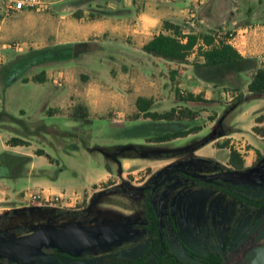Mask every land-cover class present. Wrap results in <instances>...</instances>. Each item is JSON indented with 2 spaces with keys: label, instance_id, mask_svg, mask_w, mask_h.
<instances>
[{
  "label": "crops",
  "instance_id": "0c3cea01",
  "mask_svg": "<svg viewBox=\"0 0 264 264\" xmlns=\"http://www.w3.org/2000/svg\"><path fill=\"white\" fill-rule=\"evenodd\" d=\"M50 3L51 7L46 11L25 9L8 13L5 3L0 0V66L8 67V70L3 72L5 79L14 81L23 77V81L24 78L29 79L24 82L39 85V90L47 93L52 103L44 108V112L51 116L85 121H91L93 118H108L115 121L137 120L140 124L136 127L147 124V136L139 135L137 131L130 134L136 137L142 136L145 142L131 143V147L168 146L182 138L198 136L202 131L201 129L169 141H154L152 138L155 130H152L151 125L156 121L151 118L141 121L143 113L139 116L137 103L139 97L151 100L150 110L153 112L180 109L182 106L192 109L191 102L181 101L179 98L175 101L172 99V93H176L177 98V90L179 88L181 90L187 78L186 72L191 70H186L184 67L192 68L194 76H198L195 73L193 60L203 62L204 58L195 50L186 62L171 61L150 54L143 48L155 35L161 32L169 33L164 28L165 21L180 25L185 32L208 33L233 30L237 33V37L231 43L244 56L252 58L256 68L264 66V0H55ZM13 42L19 43L20 46H10L9 44ZM77 43H88L87 55L83 54L86 52L69 57L55 54L43 58L41 62L34 63L30 67L20 66L23 56L32 50L48 49L55 53L59 47ZM99 52L107 55L102 58L96 57ZM77 62L97 66L90 70L75 65ZM256 68L250 70L251 73L247 71L237 76L244 77L250 74L252 79ZM29 69L31 74L27 75ZM12 73L15 74L10 77ZM34 75H41L45 81H33ZM188 77L190 79L191 76ZM191 79L190 81L197 86L194 77ZM55 81L61 83L58 85ZM196 92L195 89L191 93L203 95L209 101H214L210 100L207 94ZM257 100L259 98L243 101L241 111L235 116L237 130L226 128L205 142L176 151L125 155L118 162L121 167L120 174L125 175L122 168L126 166H133L129 173L149 168L148 177L162 176L178 167L194 173L206 174L208 170L203 165L219 167L218 162L222 160L217 155L220 152L228 154L233 147L240 152L245 151L236 146L240 143L241 146L245 143L251 146L246 150L251 161H247L245 167H251L259 157L261 162L264 161V136L253 134L252 131L257 122L251 110ZM250 101L253 104L246 106L245 104ZM80 106L87 113V118L75 116ZM0 113L8 114L6 111ZM249 117H252V121L246 128L243 123ZM185 120L182 121L183 124ZM248 132L258 143L250 139ZM20 138L30 142L26 137ZM221 138L229 139L231 146L236 144L233 147L226 145L221 149L211 147ZM30 145L31 143L12 147L28 148L31 147ZM13 152L29 156L30 161L33 162L48 158L49 165H53L56 161L47 150L41 151L37 157H34L28 149ZM222 164L228 165L224 161ZM112 173L110 168L104 171L94 184ZM199 201L202 202V199ZM5 207L7 210L2 212L4 216L11 209L10 206Z\"/></svg>",
  "mask_w": 264,
  "mask_h": 264
},
{
  "label": "rangeland",
  "instance_id": "374dc122",
  "mask_svg": "<svg viewBox=\"0 0 264 264\" xmlns=\"http://www.w3.org/2000/svg\"><path fill=\"white\" fill-rule=\"evenodd\" d=\"M3 2L6 3V0H3ZM231 31L236 33L233 30H226L224 31L226 33L225 36H229ZM106 53H108L107 50ZM106 53L99 52L96 57L102 58L107 55ZM83 54L87 55L88 53ZM76 64L90 70L97 66L96 64H78V62ZM0 67V112H8V114L0 113V198H2L0 201V242L30 238L44 231L85 227L95 240L90 242L88 245L90 248L84 253L92 250L95 252V258L100 259L104 253L119 248L120 244H115L116 237L114 236L125 233L130 227L135 228L137 233L135 235L136 238H133V243L139 248L145 247L147 245V234L143 231L140 224L145 219L144 203L146 195H148L147 191L151 185H137L148 179L147 175L150 170L146 168L147 170L129 173L133 166H126L122 168V171L125 172V175L122 176L120 174L121 167L118 163L121 157L131 153L176 151L180 148H188L200 142H205L226 128L237 130L235 116L241 111L243 101L251 98H259L251 111L255 115L257 125L264 127V97H256L248 92V84L251 80L250 74L239 77L235 73L225 71L221 73L225 75V83L221 84L218 82V84H214L207 83L198 76H194L192 68L185 66L186 70L191 69L186 72L187 78L181 87V90L183 89L186 92L185 95L196 89V93L202 92L205 95L207 94L210 100H214L213 102H191V110L195 114L194 119H187L185 123L192 128L200 126L202 131L199 132L198 136L182 138L168 146L147 147L141 145L131 147V143L142 144L145 142L142 136L130 135L133 131H139V128L136 127L137 124H140L139 121H115L108 118H93L91 121H85L48 115L44 112V108L52 104L49 101L48 94L41 92L38 88L39 85L24 82L22 80L23 77L8 81L3 75V72H6L8 67L4 65ZM248 73H251V71ZM14 74L12 73L10 77L14 76ZM30 74L29 69L27 75ZM188 75L194 77L197 86L190 81L192 79L191 77L189 79ZM55 83L59 85L61 82L55 81ZM173 88L175 90V87ZM181 90L180 88L177 90V95L182 93ZM229 92L233 93V98L231 95H227ZM178 98L182 101V96L178 95L176 98V93L173 92L172 99L177 101ZM204 99L209 100L205 96ZM251 102H247L245 105L250 106V104H253ZM9 114L17 117L20 121L13 119ZM145 118L143 115L141 121H144ZM251 121L252 117H249L243 123L244 126L247 128ZM252 131L253 134L261 136L254 131V127ZM247 134L253 142H257L254 136L250 135L249 132ZM13 137H26L30 141L31 147H12L9 143ZM237 141L240 142V140ZM235 144L231 146L229 139L221 138L214 142L211 147L221 149L225 148L226 145L233 147ZM236 146L241 150H245L240 152L233 147L239 152L245 166L247 161H251L246 152L251 146L247 143L244 146H241V143ZM25 149L31 151L34 157H37L41 151L47 150L56 158V161L53 165H49L48 158L37 160L36 162H25L17 158L13 159L14 161L12 160L11 155H18L13 151ZM259 156L258 154L257 157ZM217 157L227 162L228 165L222 164V161L218 162L219 167L217 169L210 164L203 165L208 170L205 175H214L210 172L220 170L214 176L222 181L238 184L237 178L254 179L258 174L259 177L257 178H259L260 182L255 189L264 191V161L261 162L260 157L251 167H246L244 171L232 168L231 152L228 154L220 152ZM11 162L12 164L14 163V166L17 164V168H12ZM109 168L113 172L112 175L103 177L102 180L94 184L104 171ZM13 172H19L20 176L16 177ZM228 173L234 174L227 175ZM148 182L150 183V180ZM43 189L54 195H61L63 199L51 204L30 199L31 192H38ZM182 192L183 199H187L189 203L196 197V193L190 194L191 192L189 193L187 190ZM211 195L204 193L201 196L204 206L206 205V212L210 211L209 205L213 204L214 206L222 205V211L225 210L224 205L229 207L224 200H218V203L216 200L210 202ZM154 201L160 207L164 218H166V198L156 197ZM3 206L11 207L6 216L2 214V212L7 210L6 207L2 208ZM241 207L242 205L236 201L232 206V212L235 216L232 223V233L234 235L242 222ZM249 214L252 215L253 211H250ZM238 215L239 217L236 219ZM206 217L204 214L202 215L203 219H206ZM214 220L217 219L213 218ZM257 221L258 223L256 224H248L247 235L256 236L258 230L264 229L263 209L259 213ZM212 223L214 225V222ZM4 234L8 235L3 237ZM222 238L224 237L209 241L211 248L221 250ZM260 238L262 244L245 257L244 263H254L256 256L264 247V236ZM241 241L239 237H235L233 248H236ZM248 241V245L252 244L251 240ZM176 244V241L174 243L172 241V246L180 249L181 247ZM57 246L59 245L43 243L41 251L49 255L50 247ZM232 255L237 257L236 252L225 256L228 263H231ZM239 256L243 258L244 253L240 252ZM48 260H26L18 257H7L1 259L0 264H52ZM99 263L97 262L96 264ZM237 263V261L232 262V264Z\"/></svg>",
  "mask_w": 264,
  "mask_h": 264
},
{
  "label": "flooded vegetation",
  "instance_id": "af4514ba",
  "mask_svg": "<svg viewBox=\"0 0 264 264\" xmlns=\"http://www.w3.org/2000/svg\"><path fill=\"white\" fill-rule=\"evenodd\" d=\"M231 166L241 171L246 169L245 166L244 168H238L233 164ZM217 168L215 167V169ZM180 169L189 171L178 167L162 176H150L137 185H151L144 203L145 219L140 224L147 234L145 247L141 245L142 247L139 248L133 243L137 233L135 228L129 227L125 233L114 236L116 237L115 244H120L119 248L104 253L100 259L95 258V252L92 250L84 253L90 246L77 253H72L67 247L58 244L57 247H50L51 251L47 256L52 259L50 258L48 261L52 264H96L97 262H100L99 264H213V257L220 256L222 258L221 264H232L236 261L237 264H249V262L244 263L245 257L262 244L260 237L264 236V229L258 230L256 236L246 234L248 224L258 223L259 213L262 209L264 210V191L255 189L260 182L257 178L259 175L257 174L254 179L237 178L238 184L222 181L216 176L212 182H200V179L192 177ZM219 171L215 170L210 173L215 175ZM183 190L191 192L190 194L196 193V197L191 203L187 199H183ZM204 193L212 194L210 202L216 200L218 203L224 200L229 207L224 205L225 210L222 211V205L214 206L213 204L209 205L210 211L206 212V205L204 206L203 200L202 202L199 201ZM156 197L166 198V218L154 201ZM147 201L153 205L156 211L158 218L157 236L154 235L151 220L147 216ZM235 201L242 205L240 211L242 222L234 235L232 223L235 216L232 212V206ZM248 211L249 213L253 211V214L250 215ZM203 214L207 216L206 219L202 218ZM237 217L239 215L236 216V219ZM213 218L217 220L213 221ZM219 237H224L222 238L221 250L211 248L209 241H215ZM235 237H239L242 241L236 248H233ZM248 240H251L252 244L248 245ZM172 241L173 243L176 241L181 248H174ZM233 252H236L237 257L232 255V261L228 263L225 256ZM240 252L244 253L243 258L239 256ZM5 258L7 257H1L0 260Z\"/></svg>",
  "mask_w": 264,
  "mask_h": 264
},
{
  "label": "trees",
  "instance_id": "16d2710c",
  "mask_svg": "<svg viewBox=\"0 0 264 264\" xmlns=\"http://www.w3.org/2000/svg\"><path fill=\"white\" fill-rule=\"evenodd\" d=\"M92 17L94 14L91 15ZM164 28L169 31V33L161 32L155 35L149 42L144 45V50L155 56L163 57L171 61L186 62L191 54L197 50V54L204 58L203 62L194 60L195 73L205 81L210 83L218 84L225 83V75L221 73L229 71L239 75L241 73L253 70L256 68L255 61L244 56L232 43L228 41V36L218 37V32L212 33H193L185 32L180 25L171 23L170 21L164 22ZM55 53L50 50H32L21 59L20 66L30 67L32 64L41 62L43 58L52 57V55L58 54L62 57L76 56L83 52L89 50L88 43H77L71 46H63L56 49ZM28 78H24V81H28ZM32 80L35 82L45 81L44 77L41 75H34ZM248 91L250 94L256 97H264V66L256 68L253 78L248 84ZM182 94V95H181ZM178 93L182 96V100L185 102H213L204 99L203 95H194L193 93ZM138 108L139 116L143 113L146 118H151L156 121L152 130H155L152 140L154 141H169L178 137H184L190 133L201 130L202 127H189V124L182 121L184 119L193 120L194 113L191 108L182 107L180 109L172 108L165 112L151 111V100L145 97L138 98ZM13 119L20 121L17 117L10 115ZM75 116L81 118H87V113L80 106L75 112ZM139 135L147 136L146 130H148V125L143 124L138 126ZM256 131L261 136H264V127H259L256 125L254 127ZM10 145H27L28 141L20 138L13 137L10 139ZM12 160L17 158L29 162L31 159L29 156L22 155H11ZM231 164L238 168H244V162L240 158L239 152L232 148L231 149ZM14 161V160H13ZM17 164H12V168H17ZM16 177L20 176L19 172H13ZM200 182H206L199 180ZM147 216L151 220L152 230L155 236L158 233V218L153 205L147 201L146 202ZM159 243V240H158ZM222 258L220 256L213 257V264H221Z\"/></svg>",
  "mask_w": 264,
  "mask_h": 264
},
{
  "label": "water",
  "instance_id": "95a60500",
  "mask_svg": "<svg viewBox=\"0 0 264 264\" xmlns=\"http://www.w3.org/2000/svg\"><path fill=\"white\" fill-rule=\"evenodd\" d=\"M181 171L197 179L212 182L214 175L198 174L184 169ZM234 173H228L227 175ZM8 234H4L6 236ZM95 239L91 237L88 229L85 227H76L57 231H44L33 235L30 238H19L15 240H5L0 242V258L1 257H18L26 260L50 259L41 251L43 243L61 244L67 247L72 253H77L85 249L91 241ZM253 264H264V248L258 253Z\"/></svg>",
  "mask_w": 264,
  "mask_h": 264
},
{
  "label": "built area",
  "instance_id": "2783aa9c",
  "mask_svg": "<svg viewBox=\"0 0 264 264\" xmlns=\"http://www.w3.org/2000/svg\"><path fill=\"white\" fill-rule=\"evenodd\" d=\"M5 7L8 13L11 11H22L25 9L46 11L50 9L51 3L47 0H6ZM225 35L226 33L224 32H218L217 34L218 37ZM236 37H237V33L231 31L228 36V41L231 43L236 39ZM9 45L12 47L20 46V44L17 42L10 43ZM181 92L185 93L183 89L181 90ZM227 95L228 96L231 95V97L233 98V93L229 92ZM30 199L34 201H42L45 202L46 204H51L54 202L61 201L63 197L61 195H54L53 193L43 189L38 192H31Z\"/></svg>",
  "mask_w": 264,
  "mask_h": 264
}]
</instances>
